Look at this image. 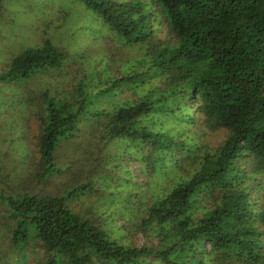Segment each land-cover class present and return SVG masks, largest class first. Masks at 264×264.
Wrapping results in <instances>:
<instances>
[{"label": "trees", "instance_id": "obj_1", "mask_svg": "<svg viewBox=\"0 0 264 264\" xmlns=\"http://www.w3.org/2000/svg\"><path fill=\"white\" fill-rule=\"evenodd\" d=\"M80 1L101 34L42 37L43 3L0 60V264H264V0Z\"/></svg>", "mask_w": 264, "mask_h": 264}, {"label": "rangeland", "instance_id": "obj_2", "mask_svg": "<svg viewBox=\"0 0 264 264\" xmlns=\"http://www.w3.org/2000/svg\"><path fill=\"white\" fill-rule=\"evenodd\" d=\"M43 3H46L49 8H53V11L51 10L52 15L50 16H53V27L56 29H48L47 35L42 34V37H51L56 42L61 40V45L68 46V36L90 41L97 34H101L100 30H96V28L100 27V22L96 14H94L92 10L87 9L86 5L80 0H6L0 6V60L4 61L8 58H12L20 53L23 48L25 49L27 45H30L33 34H31V32L35 27L37 16L40 15L39 20H46L45 15L42 13ZM35 12L39 13L36 14ZM50 13L51 12H49L48 15ZM69 19V24L64 22ZM70 23L73 27H69L71 25ZM37 41L40 43L39 39ZM221 136L223 137V134ZM221 136L212 137V140L216 142V140L221 139ZM134 167L137 168V164H135ZM63 173L64 172H60L52 176L56 177L54 178L56 184H64L65 180L69 178L63 176ZM118 175L122 177L121 170L118 171ZM118 175L116 177L111 176L108 179H96L95 189L93 190L78 189L68 197L66 201L67 204H69L71 208L81 212H85L88 206L94 207L93 205L98 204V199L95 198L96 195L101 194V197L104 196L105 198L111 196L110 193L112 191H110L109 188L113 187L114 183L119 184ZM52 177L49 178L48 182L37 185V187L40 188L39 193H41L42 187L43 189L50 187L52 184ZM82 184L83 180H80L78 185ZM74 187L64 188L63 185L60 194L65 195L67 192H71ZM117 211L120 210L113 209L111 212V217L108 218L106 228L109 229V231H113L114 236L122 240L126 234V229L125 226L118 227L114 221L115 218L122 220L121 217L117 215ZM97 215L101 216L100 221L104 220L101 214L97 213ZM134 242L142 244L144 242L143 235L140 233L134 237Z\"/></svg>", "mask_w": 264, "mask_h": 264}]
</instances>
